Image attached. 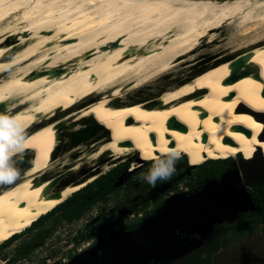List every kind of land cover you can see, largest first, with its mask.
<instances>
[{
	"label": "bare ground",
	"instance_id": "1",
	"mask_svg": "<svg viewBox=\"0 0 264 264\" xmlns=\"http://www.w3.org/2000/svg\"><path fill=\"white\" fill-rule=\"evenodd\" d=\"M208 49L198 72L153 97L131 95ZM0 112L19 120L23 152H33L0 185V245L96 178L55 189L57 176L46 177L58 125L72 115L102 131L93 166L130 156L133 171L174 147L192 165L242 153L259 168L264 0H0Z\"/></svg>",
	"mask_w": 264,
	"mask_h": 264
},
{
	"label": "rangeland",
	"instance_id": "2",
	"mask_svg": "<svg viewBox=\"0 0 264 264\" xmlns=\"http://www.w3.org/2000/svg\"><path fill=\"white\" fill-rule=\"evenodd\" d=\"M211 56L212 54H210V50L208 49L198 56L200 57L199 59L193 62L185 61L169 71L166 75L132 92L131 95L142 96V98L153 97L159 94L165 85L180 80L191 71H194V73L198 72L202 64L206 60H210ZM78 106L58 114L56 119H62L66 113L73 112ZM74 117L72 115L69 119L62 121L58 125L57 139H59L53 153V161L51 162L53 164L50 165L46 177L55 175L58 177L59 174L67 172L70 168L76 166L78 168L69 171L68 175H61L56 182L57 184H54L55 189L60 188L66 181L73 178L78 179L85 174H96V178L92 181L93 183L96 181L97 175L112 168L113 163L130 157L124 156L109 163L105 161L97 166L91 165V155L96 147L92 145L101 139L102 131L97 126V123H95L94 118H84V120L74 122ZM32 156L33 152H23L12 157V161L17 162L16 167L20 171V176L23 174L24 168L30 162ZM182 158L183 155L180 159ZM180 159L176 162V171L172 176L174 178L170 182L178 181L180 185L184 186L196 180L197 177L212 173L221 163L234 161L235 165H232L228 171H232L233 169L239 170L241 161L245 160V155L240 153L237 157L217 160L211 159V161L199 164L196 169L187 168V166H193L188 161L187 156H185L186 163ZM153 162L154 159L141 164L136 172L142 171L143 176L151 168ZM131 163L128 164L129 168ZM123 177L125 176L123 175ZM259 182L256 185H264L262 180ZM8 185L10 184H5L2 187ZM258 191L253 195L255 199H258L256 201L257 210L253 211L252 215L246 216L244 220L240 222L233 221V223L228 225L223 233L217 236L212 243L210 242L211 248L208 251H197L194 249L196 251H191L181 259L160 264H264V222L252 220L259 217L262 210L258 201H261L262 197H264V192L261 194V191ZM86 218L88 217L83 215L81 220L79 218L70 225V223H67L63 219L60 213L48 215L41 219L39 223L32 224L31 227L18 233L17 235L20 237L12 242L13 244L7 249L8 254L2 256L1 253H4V251H0V259L3 260L4 257H13L14 255V264H38L45 261V259L52 261L59 257L69 260L79 253V249H87L88 246L94 244L98 240L97 238H99L97 232L91 233L87 231L79 235L75 233L78 225H84V219ZM26 231L27 233L23 234ZM38 234H44L45 237L40 238L37 236ZM210 243H207V245Z\"/></svg>",
	"mask_w": 264,
	"mask_h": 264
},
{
	"label": "water",
	"instance_id": "3",
	"mask_svg": "<svg viewBox=\"0 0 264 264\" xmlns=\"http://www.w3.org/2000/svg\"><path fill=\"white\" fill-rule=\"evenodd\" d=\"M260 163L241 162L239 170L224 172L218 180L208 179L197 192L170 195L136 229L98 240L64 264H160L181 259L198 247L199 240L190 234L204 236L216 223H229L242 212L257 210L247 188L264 178V163L254 168Z\"/></svg>",
	"mask_w": 264,
	"mask_h": 264
},
{
	"label": "flooded vegetation",
	"instance_id": "4",
	"mask_svg": "<svg viewBox=\"0 0 264 264\" xmlns=\"http://www.w3.org/2000/svg\"><path fill=\"white\" fill-rule=\"evenodd\" d=\"M126 159L113 163L114 165L112 168L97 175L98 177L96 181H94L93 183H88L81 190L75 192L64 201L65 204L68 205L72 200L77 199L81 194H84L85 199L88 201V203L83 214L80 217L73 218L68 221L63 217V212L60 208L55 210L51 214L60 213L63 219L67 221V223H70V225H72V223L79 218V220H81L82 216L85 215L88 218L84 219V225H78L75 233L79 235L80 233H86L87 231L91 233L97 232V235H99V238L97 239L101 240L120 230L130 231L136 229L141 222L156 213L170 195L182 192L185 194H192L194 192H197L206 185L208 179L218 180L222 173L227 172L228 170H230L232 165H235L234 161L221 163L216 169H214L212 173L197 177L196 180L185 184L184 186L180 185V182L178 181L170 182L174 177H171L166 181H157L156 185L152 186L142 179V171L136 172L138 169H135L133 171L129 170L130 168L128 167V164L134 158L128 157ZM180 160L186 163L185 157ZM144 163H147V161ZM198 166L191 169H196ZM123 175L125 177H123ZM104 182L108 183L104 184ZM262 182H264V178L262 179ZM259 183L260 182H257L255 184H252L253 186H248V191L250 190L254 193V185ZM261 194L263 193L261 192ZM252 198L255 202L258 200L253 196ZM261 201H264V197H262ZM258 204H260L259 201ZM261 208L263 209V206H261ZM51 211H49L48 213H50ZM48 213L42 215V217H46ZM252 213V211L242 212L237 216L234 222H240L244 220L246 216L250 214L252 215ZM40 221L41 217L37 220V223H39ZM231 223H233V221L229 223H216L209 232L204 234V236L196 233L190 234V237L199 240L196 250L208 251L211 248V243L216 239L217 236L223 233L225 228L228 227V225H230ZM25 233H27V231L23 234ZM37 236L40 238L45 237L44 234H38ZM19 237L20 236L15 234L9 240L0 245V251H4V253H1L2 256L4 254H8L7 249L11 244H13L12 242L17 240ZM207 243L210 244L207 245ZM89 247L90 246H88L87 248ZM81 251L83 250L79 249V252ZM13 260L14 255L13 257H4L3 260L0 259V264H14ZM67 261V259L59 257L53 259L52 261L49 259H45V261H42L38 264H64Z\"/></svg>",
	"mask_w": 264,
	"mask_h": 264
},
{
	"label": "clouds",
	"instance_id": "5",
	"mask_svg": "<svg viewBox=\"0 0 264 264\" xmlns=\"http://www.w3.org/2000/svg\"><path fill=\"white\" fill-rule=\"evenodd\" d=\"M25 139V128L19 120L6 112H0V185L12 184L19 178L20 171L16 167L17 162L12 161V156L24 151ZM180 157L181 153L174 147L166 148L156 156L142 179L152 186L157 181L169 180L176 171V162Z\"/></svg>",
	"mask_w": 264,
	"mask_h": 264
},
{
	"label": "trees",
	"instance_id": "6",
	"mask_svg": "<svg viewBox=\"0 0 264 264\" xmlns=\"http://www.w3.org/2000/svg\"><path fill=\"white\" fill-rule=\"evenodd\" d=\"M185 156H183V157H185ZM213 160H217V159H213ZM208 161H211V159ZM105 183H108V182H104V184ZM254 189H256L257 191L259 190L263 193L264 192V185H256V186H254ZM256 190H254V193L252 191H250V194L253 196L254 194L257 193ZM259 202H260V205L263 206V209L260 212V216L256 217V219H252V220L264 222V201H259ZM87 203H88V201L85 199V195L81 194L80 197L72 200L71 203L68 205H66L65 203H60L50 213H48V215L60 208V209H62L63 217L69 221L73 218L80 217L83 214V212L87 206ZM44 217L45 216L41 217V219ZM35 223H37V221H35L33 224L35 225Z\"/></svg>",
	"mask_w": 264,
	"mask_h": 264
}]
</instances>
